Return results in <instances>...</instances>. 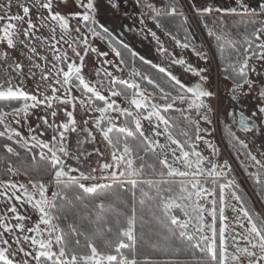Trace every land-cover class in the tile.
Segmentation results:
<instances>
[{"label": "snow or ice", "instance_id": "6c2138e0", "mask_svg": "<svg viewBox=\"0 0 264 264\" xmlns=\"http://www.w3.org/2000/svg\"><path fill=\"white\" fill-rule=\"evenodd\" d=\"M67 3L68 0H16L19 11L13 13V0L0 2V66L6 77L0 81V140L4 141L0 151L17 158L16 163L7 161L0 173V264H187L179 259L182 255L190 256V264H264V215H253L237 193L235 180L227 178L232 171L227 160L214 162L198 150L203 142L213 156L219 152L205 138L212 134L210 128L201 127V122L211 126L216 112L211 103L215 94L206 87L209 78L204 73L208 69L193 67L182 57L177 58L156 32H151L161 56L199 77V83L186 87L165 67L138 57L118 40L97 19V0H75L79 11L67 14L56 10ZM186 3L196 17H212V25H219L216 29L201 21L207 36L216 41L221 56L228 51L222 71L224 80L232 82L228 88L230 101L239 105L250 98L256 100L250 114L243 108L227 111L226 118L230 117L231 123L224 130L237 155L249 162L245 171L249 166L256 168L248 175L258 186L257 194L264 198V161L253 154L247 139L250 136L254 140L258 135L264 138V0L258 10H250L245 0H236L238 7L229 9L207 5L204 0L199 7L195 0ZM108 7L117 9L118 0H108ZM145 7L153 14L156 27L163 29L177 48L190 50L208 62L207 55L190 43L188 15L175 0H168L162 11L151 3ZM34 11L36 21L32 18ZM226 16L241 17L243 31L233 33L223 18ZM161 17L179 18L184 39L166 29ZM140 23L144 24L143 17ZM42 28L49 30V37L38 35ZM93 40L106 42L114 60L106 59L109 52L99 51ZM36 41L47 42L54 61L50 68L48 57L40 54ZM121 48L129 53L130 60ZM17 51L27 57L30 70L39 71L40 80L48 84L51 95L41 93L39 86L35 93L24 90L25 64L13 55ZM90 53L101 65L95 69L94 80L87 78L84 71ZM137 58L166 77L169 87L166 89L140 71ZM37 59L43 60L44 65ZM107 65L121 73L127 69L129 79L103 67ZM253 75L258 79L254 80ZM35 76L36 72L31 71L30 78ZM74 91L80 95H74ZM57 104L65 106L60 111L66 119L59 124L54 122ZM77 104L89 118L77 120ZM41 108L50 111L36 118L54 130L47 142L39 138L43 133L35 134L29 119ZM173 113H178V117ZM48 115L53 118L52 123ZM145 121L150 125V134L145 132ZM21 123L27 125L28 136L12 127ZM81 132L86 135L82 140L78 138L77 144L94 143L98 134L109 149V161L91 168L88 174L73 175L77 169L66 166L64 158L70 157L69 136H79ZM238 132L244 133L245 138ZM21 150L31 154L33 163L38 156L44 164L29 170L21 159ZM97 154L104 155L99 150ZM260 155L264 156V151ZM97 172L99 176L95 175ZM146 175L168 179H137ZM21 176L25 181L19 179ZM87 180L99 182H82ZM122 193L128 194L130 202ZM226 193L234 204H228ZM85 200L93 202L96 220L90 223L96 237L103 239V247L74 223H68L65 207L79 205L88 209L90 205ZM229 207L234 216L226 223ZM138 220L141 229L146 224L151 226L163 246L145 239L143 233L138 238ZM80 237L85 239L83 247ZM142 245L165 258L154 261L150 255H142Z\"/></svg>", "mask_w": 264, "mask_h": 264}, {"label": "rangeland", "instance_id": "374dc122", "mask_svg": "<svg viewBox=\"0 0 264 264\" xmlns=\"http://www.w3.org/2000/svg\"><path fill=\"white\" fill-rule=\"evenodd\" d=\"M157 1L158 0H118L119 7L117 9H110L108 7V0H97V4H98L97 19L101 23H103L106 27H108V29L113 32V35L116 36L118 40H121L123 43L127 44L133 51H135L138 54V57L143 56L145 59L149 60L152 64H158L159 66H161V62L164 63L165 65L171 67L175 71V73L182 78L184 82L193 83L192 81H194L195 79L196 80L199 79V77L193 76L191 73L185 72L183 70V67L172 64L170 62V58L160 55V53L157 51L158 45L150 34L151 32H156L157 36L160 38V41L165 45V47L168 48V50L174 56H176L177 58L182 57L183 59H185L187 63L191 64L193 67L207 68L208 71L204 73V75H206L209 78L206 84L208 85L207 88H210L209 86L212 85V83H213V87L215 88L214 86L216 84L215 81H217L216 76H215V71L217 70L221 72L220 73L221 75L222 70H220L221 64L214 63L213 58L215 56H220V57L222 56L217 48L216 41L207 36L206 29L203 27V23L201 22L203 20L208 23L209 27H214L212 25V17L211 18H208V17L200 18L194 15H190L187 12L188 7H187L186 0H180L183 6V11H185L189 19V24L187 25V27L190 29V32H189V36L191 37L190 43L194 45L198 51H202L203 53L207 55L208 62L206 63L205 61H202L197 56H195L190 50L177 48L175 46L174 41H172L169 37L165 36L164 32L161 31L160 28L156 27L155 23L152 20L153 14L145 7V5L148 3H151L157 9H160L162 11V9L165 6V3H164V6H162L158 4ZM0 2H4V0H0ZM195 2L198 7L201 5V0H195ZM260 2L261 0H245V3L249 7L254 6V8H256L257 10H258V4ZM15 3H16V0H13V9H12L13 13L19 11V9L16 8ZM204 3L207 5L214 6V7H218L219 4L221 5L223 4L224 6H226L225 9L232 8L233 6L238 7L236 0H204ZM56 10L61 11L62 13H65V14H67L68 12L79 11V9L76 8L75 0H68L66 7L61 6L57 8ZM141 17H143L144 19L143 25L140 23ZM214 17H216L217 19L220 18L219 14L218 16L214 15ZM32 18L34 21H36L35 11L33 12ZM223 18L226 19L225 17ZM227 24H229V22H227ZM229 25H227V27H229ZM37 26L39 27V22H37ZM38 35H40L41 37H49L50 32L47 28H42L40 29ZM183 36H184V33L182 31V36H180V38ZM57 37H59V30L57 31ZM92 43H93V46L97 47L99 51L109 52V55L106 57V59L114 60V57L110 53L106 42H101L99 40H93ZM35 46L37 47L38 51L40 52L42 56L48 57V61H49L48 67L50 68L51 64L54 63V61H52L51 53L48 51L47 42L42 44L40 41H36ZM13 55L20 58L25 64V77L23 78L24 90L30 93H35L39 86V91L41 93L47 92L48 95H51L50 91H48V84L40 80L39 71L36 69L30 70V64H29L27 57L21 56L19 51L13 53ZM69 55L71 56V52H69ZM224 56L225 55L223 54V57ZM36 62L40 63L42 66L44 65L43 60L37 59ZM256 63L261 64L262 62H256ZM97 67H101V65L97 62L95 55L90 53L89 57H87L85 61L84 71H85L86 77L94 80L95 79L94 72ZM103 67H107L109 71H113L114 74L118 77L129 79V73L126 69L123 73H121V72H117L110 65L103 66ZM31 71L36 72L35 77L30 78ZM211 72L213 74H211ZM5 78L6 77L4 75V69L2 66H0V81H3ZM217 78H218L217 87H220V86L222 87L221 82H223V79L219 77ZM16 82H17L16 80L13 81V83H16ZM73 94L76 96L80 95L79 93L75 91ZM57 95H60V93H58ZM115 99H117V102L120 103L122 106L124 107L127 106L119 98H115ZM158 102L163 103L162 101H158ZM55 107L58 110V115L55 118L54 122L56 124H59L60 122L66 119V117H64L63 115V111H60V109H62L65 106L57 104L55 105ZM67 107L69 111L72 110L71 106H67ZM35 111H36V115H33L29 118L30 123L32 127L36 129L35 134L39 135L40 133H43V135H39V138L47 142L53 136L54 130L53 128H48V127L43 126L42 122L39 121L36 117L47 115V112L50 110H45L41 108ZM75 115L78 121H82V119L89 118L85 113L79 110L78 104H77V111ZM47 118L49 119L50 123L53 122V118L50 115H48ZM37 125H39V127H37ZM89 125H91V120L89 121ZM12 127L20 131L21 134L24 136L29 135V130H28L27 125H24L23 123L12 124ZM81 127H83L82 123H81ZM144 129L146 133L150 134V125L148 124L147 121L144 122ZM85 135H86L85 133L81 132L79 133V136L77 134H71L69 136L67 146L70 152V157H65L64 159L66 161V166H71L72 168L77 169V172L73 173V175H79L80 172H84L85 174H88L91 168H94V167L98 168L100 163L109 161V149L106 147L104 142L100 139L98 134H96L97 140L94 143H85L83 144V146H80L77 144V139L79 138L82 140ZM97 150H99V152L103 153L104 155L103 156L98 155ZM198 150L202 151L201 152L202 154L203 150H205L204 145L200 143ZM87 153H92V155L88 156ZM207 153L208 152L205 151V154L203 153V155L206 157H209ZM99 174H100L99 172L95 173V175L97 176H99ZM19 179L23 181L21 177H19ZM148 179H151V178H148ZM82 182L85 184H92V183H96L99 181L87 180V181H82ZM226 200L229 205L235 203V201H232L230 199V195L227 193H226ZM225 214L226 216L229 217V221H226V223H230L234 216V214L231 212L230 207L226 209ZM218 223L219 222H217V226H218ZM231 243L232 241L231 239H229L228 244L231 245Z\"/></svg>", "mask_w": 264, "mask_h": 264}, {"label": "flooded vegetation", "instance_id": "af4514ba", "mask_svg": "<svg viewBox=\"0 0 264 264\" xmlns=\"http://www.w3.org/2000/svg\"><path fill=\"white\" fill-rule=\"evenodd\" d=\"M213 59L214 63L221 64L222 59L223 61L225 59L227 60V57L215 56ZM256 62L258 61H251L250 63ZM256 64L259 65V63ZM161 67H165L168 72H170L178 80L184 83L186 87L194 86L196 83L200 82L199 79H195L196 82L193 79V83L184 82L182 78L177 75L171 67L165 65L162 62ZM222 69L223 67H220V70ZM220 73L221 72L217 70L215 71L216 80L218 81L217 77L223 79V82H221L222 87H217L218 83L217 81H215V88L213 87V83L209 86L210 88H208L215 94L214 98L211 101L213 108L216 109L215 114L212 116L213 123L211 126H209L201 122L202 128H210L212 132L210 136H205V138L209 140L210 143L219 150V152L218 155L213 156L211 151L203 144V142H200L204 145L205 150H203V153L205 154V151H207V154L209 156L208 158L212 159L214 162L223 163L225 160L228 161L232 171L229 173L227 178L235 180L237 185L236 189H238V194L243 198L246 206L253 213V215H264V198L257 194L258 186L253 183V181L249 178L248 175V173L250 172H255L256 168L249 166L247 168V172L245 171V165L249 164V162L246 161L244 156L237 155L236 147L229 143V138L224 130L225 126L231 123V118H226L227 111H231L233 108H236L237 110L243 108L246 114H250V112L254 110L253 105H255L256 100L250 98L248 100L243 101V103L239 105L231 102L228 95V88L231 86L232 82L224 80L225 73L221 74L222 77ZM211 74L213 73L211 72ZM252 78L254 80L258 79L255 75H253ZM206 87H208V85H206ZM257 87H259V85H257ZM178 115L179 114L177 113L176 116L178 117ZM237 134L241 136V138H245L244 133L238 132ZM247 139L250 141V148H252L253 154L256 155L258 159L264 161V156L260 155V153L264 151V138H261L258 135L254 140L250 136L247 137ZM201 180H203V177H201Z\"/></svg>", "mask_w": 264, "mask_h": 264}, {"label": "trees", "instance_id": "16d2710c", "mask_svg": "<svg viewBox=\"0 0 264 264\" xmlns=\"http://www.w3.org/2000/svg\"><path fill=\"white\" fill-rule=\"evenodd\" d=\"M167 2H168V0H164L165 5H166ZM175 2L183 10V6H182L180 0H175ZM208 18H211V17H208ZM225 18H226L225 20L227 22H229V24H230V25L229 24H227V25H229L231 31H233V32H236L237 30L243 31V25L240 23L241 17H239V16H235V17L226 16ZM161 22L163 23V25H164V27L166 29L172 31L173 34L178 35L179 38H180V36H182V31L183 30L179 28V25H180L179 18L161 17ZM214 27L216 29H218L219 25H216ZM160 30L164 32L163 29L160 28ZM180 39L183 40L184 36L181 37ZM190 41H191V37H190ZM121 50L124 53L125 58L130 60L131 58H130L129 53L126 50H124L123 48H121ZM224 55H225L224 57L228 58V51L227 50L225 51ZM226 63H227V60L225 59L223 61V59H222L221 67H224ZM136 67L140 71L151 75L154 80H157L166 89L169 87V85L166 83V77H164L162 74L156 72L154 69H152L150 67V65L143 64L142 61L139 60L138 58L136 59ZM128 73H129V71H128ZM222 73H224V72L222 71ZM143 86L146 87V88H149L151 90V87L149 85H147L146 83H144ZM0 106H3V102H0ZM176 114L177 113H173L174 116H176ZM0 130H2V129H0ZM2 142H4V141L0 140V143H2ZM21 159L23 161L24 166L27 167L29 170H32V169H34L36 167H39L40 165L44 164L43 161H39V157L38 156H37V162L33 163L32 158H31V154L24 153L22 150H21ZM9 160H11L13 163L17 162V158L16 157H14V156L9 157L5 153L0 151V173L3 172V168H4L5 164H6V162L9 161ZM148 178H151V179H148ZM21 179H23V181H24L26 178L21 176ZM44 179L46 181L47 177H44ZM137 179H139V180L157 181V180L168 179V178L167 177H163L162 178V177H159V176H152V175L148 176V175H146L144 177H140V178H137ZM209 186H211L210 181H209ZM235 190L238 193V189H235ZM217 192H218V189H217ZM121 195L124 198L129 199V202H130V197L128 196L127 193H122ZM97 199H99V197ZM84 203H89L90 206H89L88 209H84V208H82L79 205H77L76 207H72V208H68L67 206L65 207V213L68 215V223H74L75 226L79 230L84 231L90 238H95L97 244L100 245L101 247H103V239L99 238V237H96L95 231H94V229H93V227L91 226V223H90V222H94L96 220L95 213L93 212V209L91 207L93 202L89 201V200H85ZM137 214H138V217L141 215L140 207H139V203L138 202H137ZM144 216H145V220H147L148 217H147L146 213H144ZM85 217H87V219H85ZM109 219H111V218L109 217ZM113 227H115L114 224H113ZM150 229H151V226L147 225V224L145 225V227L143 229H141L139 227V220H138V225H137V236H138V238L140 237L141 233H143V236H144L145 239H147V240H149L151 242H157L161 246H163V241L160 240L155 235V231L154 230H150ZM80 240H81V247H83L84 244H85L84 237H80ZM140 251H141L142 255L143 254L150 255L151 258L154 261H160V260L165 258L160 253L152 252L148 245H142L141 248H140ZM179 259L182 260V261L187 262V264H190V261H191L190 256H185V255L180 256Z\"/></svg>", "mask_w": 264, "mask_h": 264}, {"label": "crops", "instance_id": "0c3cea01", "mask_svg": "<svg viewBox=\"0 0 264 264\" xmlns=\"http://www.w3.org/2000/svg\"><path fill=\"white\" fill-rule=\"evenodd\" d=\"M187 7H188V5H187ZM225 7H226V6H224L223 4H222V5H221V4L218 5V8H221V9H225ZM233 7H235V6H233ZM249 9L252 10V9H256V8H254V6H251V7H249ZM187 12H188L190 15H194V14H192V13L189 11V8H188ZM214 15H215V16H218V13H214ZM214 15H213V16H214ZM194 16H195V15H194Z\"/></svg>", "mask_w": 264, "mask_h": 264}, {"label": "built area", "instance_id": "2783aa9c", "mask_svg": "<svg viewBox=\"0 0 264 264\" xmlns=\"http://www.w3.org/2000/svg\"><path fill=\"white\" fill-rule=\"evenodd\" d=\"M157 2H158V4L164 6V2H163V0H158ZM160 7H161V6H160Z\"/></svg>", "mask_w": 264, "mask_h": 264}]
</instances>
